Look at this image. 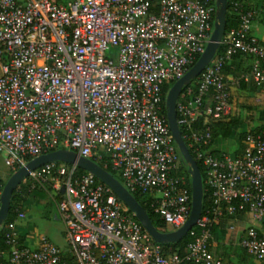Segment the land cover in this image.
<instances>
[{
    "label": "built area",
    "instance_id": "built-area-1",
    "mask_svg": "<svg viewBox=\"0 0 264 264\" xmlns=\"http://www.w3.org/2000/svg\"><path fill=\"white\" fill-rule=\"evenodd\" d=\"M214 1L0 0V164L12 172L58 148L91 160L104 155L128 192L150 197L148 206L169 230L181 226L190 194L161 113V88L203 52ZM227 12L236 26L223 32L220 51L174 104L180 136L203 168L210 197L187 231L192 238L184 252L164 254L92 173L49 161L22 181L30 189L49 186L65 248L43 236L30 247L19 240L16 223L24 212L15 208L0 228V264H230L211 251L210 228L239 213L264 223V126L243 133L237 155H213L205 149L208 127L196 122L229 114L231 86L264 89V42L250 31L254 8L228 0ZM234 54L252 63L226 78L222 67ZM238 244L264 261V236L253 226Z\"/></svg>",
    "mask_w": 264,
    "mask_h": 264
},
{
    "label": "water",
    "instance_id": "water-1",
    "mask_svg": "<svg viewBox=\"0 0 264 264\" xmlns=\"http://www.w3.org/2000/svg\"><path fill=\"white\" fill-rule=\"evenodd\" d=\"M227 0L214 1V19L209 39L204 46L203 52L196 61L184 72V74L172 82L164 95L165 120L171 139L175 144L190 179V208L184 223L174 230L159 231L151 223L145 210L138 204L130 192H128L108 171L89 158L78 156L75 152L58 148L30 158L24 164L11 172L4 181L0 193V223L5 219L9 199L12 190L28 174L29 171L49 161H63L74 163L77 167L92 173L99 181L105 184L115 197L127 208L141 227L149 234L156 243H169L180 239L194 225L200 214L202 185L198 166L189 154L175 121V100L184 85L194 79L199 72L208 64L213 56L218 42L224 31V18Z\"/></svg>",
    "mask_w": 264,
    "mask_h": 264
},
{
    "label": "trees",
    "instance_id": "trees-1",
    "mask_svg": "<svg viewBox=\"0 0 264 264\" xmlns=\"http://www.w3.org/2000/svg\"><path fill=\"white\" fill-rule=\"evenodd\" d=\"M245 1V7L246 8H254L256 10V15L253 16L252 21H256L257 23H263L264 24V10H263V6H264V0H252L253 2H251V0H244ZM228 10V0L226 1V12H225V18H224V31L226 32L229 28L231 27H235L237 24V19L236 17H234L233 15L229 14L227 12ZM214 19V11L211 14V19H210V24H211V28H212V22ZM251 31V30H250ZM220 51V46H218L216 48V53H218ZM198 58V57H197ZM196 58V59H197ZM196 59L193 61V63L196 61ZM230 62H235L241 65V68L239 71H236L234 73H232L234 76L243 73V72H247L248 69L250 68V65L252 63V58L248 55H243V54H234L232 55L228 60L225 61L223 67H222V73L225 76L226 74L230 73ZM192 63V64H193ZM191 64V65H192ZM190 65V66H191ZM189 66V67H190ZM188 69V68H187ZM226 77V76H225ZM194 79L191 80L190 83H193ZM172 84V82H168L162 85L161 91H162V96H161V102H160V107H161V113L165 116V108H164V95L168 89V87ZM252 87L254 88H258L256 87L254 84L249 83ZM246 84L241 83L239 85V87H242ZM230 100V98H229ZM240 117H238L237 115H235L233 112L229 113L227 116L219 118V119H215V120H209L207 123H205L203 126L201 125V119L199 118L196 122V126L197 127H208L209 131H210V140L208 145L205 147L209 149L210 145L213 143L214 139L217 136L220 137H227L231 130L233 128H235L237 125H239ZM261 128H263V126L258 125L256 127H252L250 129V131L255 132L260 130ZM179 132L182 135V128L179 127ZM244 133V132H243ZM243 133H241L239 135V150L241 149V140L243 138ZM184 143L187 144L186 140L183 139ZM174 144V143H173ZM175 150L178 154L179 157V167L182 170V172L185 174L186 177V186L187 189L189 191L190 194V179H189V175L187 173L186 170V165L184 164V162L181 159V156L179 155L177 148L174 144ZM189 154L191 156H193L192 151L190 148H187ZM209 151L213 154V155H218L219 152L216 149H209ZM237 151H235L234 153H232V156L237 155ZM95 163H97L99 166H101L102 168H104L106 171H108L114 178H116L117 180H119V175L117 170H115L114 168L111 167L108 158L104 155L101 156L100 159L95 160L92 159ZM196 164L198 166L199 169V173H200V178H201V185H202V196H201V212L203 211V209L209 204L210 201V197H209V192L208 190L205 188V185L203 183V168L201 166V164L196 161ZM77 172H81L83 171L81 168H76ZM96 180H98L95 177ZM5 181V180H4ZM4 181H1V186L3 185ZM99 181V180H98ZM101 182V181H99ZM43 193L46 194L48 196V198L50 199V201L53 203V197H55L51 191L48 185H45L44 188H28L23 181L21 180L19 182V184L12 190L11 192V196L9 199V206H8V210L4 219V223L11 221L14 219L15 217V208H19V209H23L22 208V202L24 201V199L26 198V196L28 195H32V196H37L38 194ZM132 196L135 198V200L138 202V204L145 210V212L147 213L152 225L159 231H169V229L165 226L164 222L160 219V217L154 213L152 211V209L148 206V202L150 197L146 194H137L135 192H131ZM231 217V216H230ZM226 218V217H225ZM215 226L212 225L211 226V232L213 230V227ZM195 229V225L191 227V230ZM192 236L186 232V234H184L180 239L174 241V242H169V243H158L164 254H171V253H177V254H182L184 252L185 246L187 244V242H189L191 240ZM23 237L19 236V240L22 241ZM5 247L3 239H2V232L0 230V249H3ZM64 249V248H63ZM66 259H70L68 256L66 257Z\"/></svg>",
    "mask_w": 264,
    "mask_h": 264
},
{
    "label": "crops",
    "instance_id": "crops-1",
    "mask_svg": "<svg viewBox=\"0 0 264 264\" xmlns=\"http://www.w3.org/2000/svg\"><path fill=\"white\" fill-rule=\"evenodd\" d=\"M251 2L253 1L251 0ZM254 31L259 32V37L254 34ZM251 33L256 36L260 41L264 42L263 23H257L256 21H252ZM240 68V64L230 62V73L225 75L226 78L234 76L232 73L239 71ZM229 91V113L233 112V110L242 111L243 113H241L240 116L238 113H236L235 115L240 117V122H246L248 129H251L252 127H256L258 125L264 126V121L261 120L264 119V89L254 88L250 84H246L242 87L231 86ZM245 110H247L251 115L248 119H245ZM254 121H256V123L252 124ZM215 142L216 140L214 139L213 143L210 145L211 148ZM235 151L239 153V145L233 151V153ZM31 196L32 195H28L26 197L30 198ZM32 198L34 199L35 197L32 196ZM20 226L26 228L28 224L24 223V225H22L20 223V229L18 231L17 228V231L20 236L23 237L22 240L24 242H26V239H30L31 243V241L35 239V236H30L27 233L28 231L22 229ZM248 226H253L261 235L264 236V223L253 221L248 213H239L231 217H226L221 219L217 224H215L211 232V239L209 241V247L214 253V255L230 264H233L229 261L230 258L233 259L235 258V256H237L236 264H264V261L255 260L251 256L247 255L238 244L240 237L243 235L245 228ZM228 249L229 251H227Z\"/></svg>",
    "mask_w": 264,
    "mask_h": 264
},
{
    "label": "rangeland",
    "instance_id": "rangeland-1",
    "mask_svg": "<svg viewBox=\"0 0 264 264\" xmlns=\"http://www.w3.org/2000/svg\"><path fill=\"white\" fill-rule=\"evenodd\" d=\"M254 34L259 37V32H255ZM245 101V100H244ZM243 101V102H244ZM242 109V107H241ZM233 113H238L239 116L242 111H236L233 110ZM245 119H248L251 115L247 110L244 111ZM264 121V119H261ZM256 123L254 121L252 124ZM248 129L246 122L242 121L237 125L235 128H233L230 132V134L227 137H220L217 136L215 138L216 142L214 145L209 147V149H216L219 152L225 153L227 155H232L233 151L238 147L239 145V135L243 132H245ZM3 156V153H0V157ZM11 174L10 171H7L6 168L2 164H0V176L1 179L4 181L7 179V177ZM33 199L32 196L30 198L26 197L24 201L22 202V208L24 212V216L21 220H18L16 225L19 231V225L20 223L24 225V223H27L28 226L25 228L21 227L24 230H27L28 234L31 236L39 237L43 236L45 237L50 243L54 244L60 249L65 248V241L63 238V226L58 218L54 216L55 210H54V204L50 201L48 196L46 194L40 193L37 196H34ZM4 224V220L0 223V228ZM169 228V227H167ZM25 244L30 247V239H26ZM229 251V249L227 250ZM235 258H230V262L233 264H236Z\"/></svg>",
    "mask_w": 264,
    "mask_h": 264
}]
</instances>
